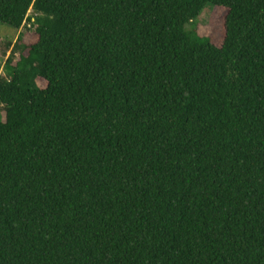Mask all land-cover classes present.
<instances>
[{
    "label": "trees",
    "instance_id": "trees-1",
    "mask_svg": "<svg viewBox=\"0 0 264 264\" xmlns=\"http://www.w3.org/2000/svg\"><path fill=\"white\" fill-rule=\"evenodd\" d=\"M0 24L37 37L0 74V264H264V0H0Z\"/></svg>",
    "mask_w": 264,
    "mask_h": 264
},
{
    "label": "rangeland",
    "instance_id": "rangeland-1",
    "mask_svg": "<svg viewBox=\"0 0 264 264\" xmlns=\"http://www.w3.org/2000/svg\"><path fill=\"white\" fill-rule=\"evenodd\" d=\"M226 15V10L220 7H212L210 5L206 6L200 13L198 18L191 24L195 31V37L198 42L202 40H211L213 44L219 45L223 38V20ZM212 25V26H211ZM189 28V27H188ZM187 28V29H188ZM22 38L20 42L25 45L33 44L37 37L33 31H27L22 28L17 31L0 24V74H2L3 64L12 51L13 45L17 42L19 36ZM11 41L8 49H6L7 42ZM17 57V52L14 54V60ZM37 83L43 86V81L37 79ZM2 117V115H1Z\"/></svg>",
    "mask_w": 264,
    "mask_h": 264
}]
</instances>
